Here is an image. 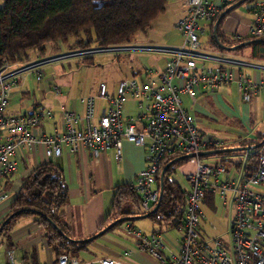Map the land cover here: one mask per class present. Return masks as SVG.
<instances>
[{"label":"built area","instance_id":"built-area-1","mask_svg":"<svg viewBox=\"0 0 264 264\" xmlns=\"http://www.w3.org/2000/svg\"><path fill=\"white\" fill-rule=\"evenodd\" d=\"M170 0H167L169 2ZM237 0H183L184 16L176 24L184 37L177 50L147 49L169 56L164 60V69L158 74L149 73L145 79L120 81L114 91L107 84L99 86L97 95L80 98L84 114L79 116L63 112L59 116L50 110L38 108L31 115L9 117L10 89L15 77L30 71L40 80V67L45 63L31 61L22 64V69L9 73L10 65L3 60L0 69V179L16 173L17 162L13 159L19 151L33 150L41 146L48 160L59 158L62 147L77 153L83 149L91 151L96 158L112 150L120 161L123 143L144 150L145 167L135 180L136 194L140 198V209L150 213L158 202L159 188L156 178L166 158L186 159L193 166L192 172L183 174L189 184L185 190L184 224L177 252L166 254L163 237L151 233L149 237L134 231L139 239L140 253H148L160 264H264V195L251 188L264 184V143L258 148L256 166L252 172L244 170L240 185L225 179L227 170L223 162L206 164L200 161V153L217 149L221 143L200 136L194 118L183 106L186 96L194 104L198 90L215 91L221 85L232 82L230 71L223 68L217 59L202 51L201 38L207 26L222 8ZM249 36L264 40V3H257ZM117 49L96 50L92 53L113 52ZM91 53V54H92ZM81 51L75 57L89 56ZM207 61L215 64L207 65ZM241 101L248 103L253 93L252 82L244 76L236 79ZM264 88V82L260 84ZM59 94L58 88H53ZM127 97L138 101V113L124 117L123 105ZM106 108L98 115V103ZM59 122V129L52 134L38 137L32 130L43 122ZM207 195L219 198L223 205H234L230 240L223 242L212 238L206 230L201 210ZM6 195H0V201ZM127 230H130L129 227ZM131 257L130 252L126 253ZM6 264H24L12 249L5 252ZM56 264H120L114 259H99L80 262L69 255H60Z\"/></svg>","mask_w":264,"mask_h":264},{"label":"crops","instance_id":"crops-1","mask_svg":"<svg viewBox=\"0 0 264 264\" xmlns=\"http://www.w3.org/2000/svg\"><path fill=\"white\" fill-rule=\"evenodd\" d=\"M176 1L180 2L182 6V11L180 12L181 19L185 14L183 0H175L174 3H176ZM259 2L264 3V0L250 2L253 6L249 8V18H243L239 16V14L232 13L229 16L231 20L228 17L225 21L222 27V33L226 36H231L232 40H242L248 37L249 28L254 20L256 4ZM205 41L206 44L202 45V50H205L207 54L204 55L217 59V63L220 61L219 64L231 72L234 80L230 83L221 85L215 91L200 88L198 90L196 102L193 104L187 97L191 103L188 108L184 106V103L183 106L189 115L194 118L201 137L219 141L223 149L240 148L242 143H245L247 147L256 146L261 142L260 139L264 138V88L260 86V84L264 82V58H255L253 56L250 43L240 48L221 52L209 49L208 36H206ZM245 48H249V51L246 52L244 50ZM36 61L39 60L36 59ZM211 63L215 64L214 61H207L208 65H212ZM163 69L164 65L162 71ZM241 76L247 77L253 84V93L248 103H243L241 101V95L236 84V79ZM47 82H52L53 85H49L52 91L50 90L48 95H44L42 101L37 102L34 100L30 109H27V112H23L25 108H29L28 105H22L21 109L18 105L14 104L29 96L30 87L28 84L19 85V81L17 82V79H15L14 85L12 86L13 88L11 87L10 89V103L6 115L9 117L26 116L31 115L35 109L43 108L50 110L57 116L63 112H71L82 116L84 114V107L79 101L80 98L93 94L97 95L99 90V87L87 92L82 89L83 91L75 97L71 94V91L63 94L62 85H56L55 80L52 78L47 79ZM53 88H58L59 94H56ZM109 88L112 91L115 89L112 86H109ZM45 96H48V98ZM97 106L98 115H100L102 111L105 110L106 105L104 102H99ZM205 123L209 124L208 129L205 128ZM210 125L220 126V131H217L219 132L218 137L213 136L212 134L214 133L209 131ZM58 129V121H46L33 129L32 133L38 137L42 134H52L54 130ZM231 138H236V141H231ZM255 151L256 149L247 152L243 151L245 152L244 161H239L237 164H234L235 169L240 175L238 177L233 175L230 180L231 182L240 185L243 171L249 170V168L252 169V163L249 159L255 154ZM209 155L221 154H206L200 156V161L203 162V157ZM13 159L17 162L16 173L0 179V195H6V198L0 201V224L9 215L12 205L17 195L20 193L22 184L28 174L39 165L52 161L63 171L68 186V204L65 210L67 221L66 228L70 235L74 232L73 226L75 222L85 230L86 234H94L95 232H100L105 229L109 225L107 223L105 224V221L111 212L113 203L112 199L109 213H107V208L110 203L109 205L106 203L105 195L113 193L114 197V189L116 187L131 184L135 185L138 174L145 167L144 150L125 142L122 146L120 161L115 159L112 150L104 152L95 158L88 149H83L77 153H71L65 146L62 147L61 156L59 158L48 160L44 155L43 148L37 146L33 150L19 151ZM215 162L219 161H214L212 163ZM252 166H254V169L256 164ZM187 168L192 172L193 166L189 165ZM227 175L225 179L228 178ZM227 180H229V178ZM254 192L264 195V184L255 187ZM202 206L206 205L202 204ZM34 234L37 235L32 238ZM160 235L162 236V234ZM9 236L14 245L12 250L18 254H22V256L19 257L24 264H40L34 249L35 244H41L46 248V264H56L57 258L47 246L45 232L35 223L34 219L19 220L14 224ZM76 242L81 241L76 240ZM2 248L4 250L0 252L2 253L0 264H6L5 252L10 248H8L5 243L0 245V251ZM30 251L32 252L29 253Z\"/></svg>","mask_w":264,"mask_h":264},{"label":"trees","instance_id":"trees-1","mask_svg":"<svg viewBox=\"0 0 264 264\" xmlns=\"http://www.w3.org/2000/svg\"><path fill=\"white\" fill-rule=\"evenodd\" d=\"M2 1L3 7L0 9V69L3 60H7L10 65H22L30 62L31 52H35L39 58H42L45 55L47 44L56 42L65 44L71 37L78 39L72 46L75 50H89L93 45L101 50L112 49L111 47L129 42L136 32L149 27L154 20L165 13L167 8V0ZM253 1L255 0H248L246 3ZM228 7L222 8L221 12L208 25L206 33L209 49L221 52L230 51V48L235 45L251 42L253 56L264 58V40L254 39L251 36L242 40H232L231 36L222 33L225 21L236 9L220 19L216 28L219 42H216L213 36V27L220 14ZM263 139H260L261 142ZM241 147L247 146L242 143ZM219 149L223 148L219 147L214 150ZM258 151L257 148L255 154L249 159L252 165L256 164ZM173 160L174 158H166L161 169ZM186 161V159H178L171 163L167 169L163 180L160 205L154 213H148L147 219L156 227L152 233L163 234L172 230H180L183 227L185 190L171 176L175 172V165L186 164ZM221 162L224 163L223 160ZM252 165V169L249 168L248 172L254 170ZM160 172L156 178L158 188ZM139 201L140 198L136 194L134 184L116 187L111 212L105 224H110L125 216L147 215L141 211ZM214 201L215 196L207 195L204 205L214 209ZM67 202L68 186L63 171L52 161L39 165L28 174L22 184L20 193L6 219L11 214L16 215L4 226L0 234V245L5 243L8 248L12 249L14 245L9 234L14 224L21 219L32 218L44 230L47 246L56 258L60 255L74 256L73 252L85 249L84 246L89 241L72 242L69 240L70 236L65 221ZM128 202L136 206V212L122 211L123 205ZM121 224L123 223L117 225Z\"/></svg>","mask_w":264,"mask_h":264},{"label":"rangeland","instance_id":"rangeland-1","mask_svg":"<svg viewBox=\"0 0 264 264\" xmlns=\"http://www.w3.org/2000/svg\"><path fill=\"white\" fill-rule=\"evenodd\" d=\"M175 0H170L167 4L165 13L154 20L145 30L136 32L129 42L111 47L117 49L113 52L92 53L96 50H101L96 45H93L89 50L91 55L75 57L72 56L79 50H75L72 46L78 41L77 38L71 37L67 43H51L45 46L46 52L42 58H39L35 52L30 53L32 61L45 63L40 67L42 75L40 80L30 71H24L15 77L19 85L28 84L30 87V94L28 97L17 101L16 104L27 112L32 103L35 101H42L44 95H48L52 89L49 85L52 82H47V79L55 80L56 85H62L63 94L71 91V94L77 97L81 91L95 90L101 84H107L116 87L117 84L126 79H136L137 81L145 79L149 73L158 74L162 71L164 60L169 58L168 55L160 52H149L147 49L156 50H177L183 45L184 37L175 29L176 24L180 20V12L182 6L180 2L174 3ZM253 6L252 3H244L237 8L233 13L239 14L243 18H249V8ZM3 7V1L0 0V9ZM231 20V17H229ZM206 32L201 38L200 44H206ZM246 52L249 48L244 49ZM201 54H207L205 50L200 51ZM212 64V63H211ZM208 65V64H207ZM22 69V66L12 65L9 68V73H15ZM26 82V83H25ZM26 87V86H25ZM13 88V87H12ZM83 89V90H82ZM61 91V90H60ZM48 98V96H45ZM184 106L188 108L191 103L186 96L182 97ZM10 103V102H9ZM138 101L127 97L123 105L124 117H134L138 113ZM22 112V113H23ZM205 128L208 129L209 124ZM220 126L214 125L209 128L213 136L218 137ZM231 141H236V138H231ZM203 162L210 164L214 161H224V165L228 172L227 177L235 175L238 177L240 173L234 167L239 161H244L245 152L236 151L224 153V155H209L203 157ZM189 165H175V172L171 178L182 185L184 190L189 189L188 182L184 179L183 174L190 172L187 168ZM226 178V177H224ZM227 178V179H228ZM253 191L255 188H251ZM104 192V191H103ZM106 203L109 205L107 213H109L113 193L105 195ZM201 210L204 214L203 224L209 235L212 238L219 239L223 242H229L231 223L234 218V206L231 203L223 205L222 201L215 197L214 209L207 205L202 206ZM123 212H136L137 208L131 203H125L122 207ZM128 217V216H127ZM66 221V219H65ZM67 222V221H66ZM114 222V221H113ZM74 232L70 235L69 240L76 242L89 241L84 247L85 249L73 252L74 256L80 262H90L99 259H114L120 264H160L155 258L148 253H140L138 249L139 239L134 235V231H140L144 236L149 237L154 228H156L149 219H135L117 225L105 234L97 236L99 232L94 234H86L77 223H74ZM129 227L130 230H127ZM37 234L32 235L34 238ZM182 232L180 230H172L162 234L163 240L166 244L168 252H177L178 244L181 239ZM34 249L39 259L40 264H46V248L41 244H35ZM74 249V248H70ZM3 248L0 252H3ZM30 251L29 253H31ZM68 252V251H67ZM130 252L131 257H127L126 253ZM0 253V258H1ZM18 258L22 254L17 253ZM30 257V254H29ZM1 262V261H0Z\"/></svg>","mask_w":264,"mask_h":264},{"label":"water","instance_id":"water-1","mask_svg":"<svg viewBox=\"0 0 264 264\" xmlns=\"http://www.w3.org/2000/svg\"><path fill=\"white\" fill-rule=\"evenodd\" d=\"M246 1L248 0H239L238 2L234 3L233 5L229 6L224 12H222L220 14V17L218 19V21L215 23L214 27H213V36L216 40V42H219L218 41V38L216 36V28H217V25L220 21L221 18H223L224 16H226L228 13H230L232 10H235L237 9L239 6H241L243 3H245ZM251 42H245V43H242V44H239L235 47H232L230 49H236V48H240V47H243L245 46L246 44H249ZM223 47V46H221ZM264 143V139L262 142H260L258 145L256 146H253V147H240V148H229V149H219V150H216V151H209V152H203V153H200L199 156H203V155H206V154H224V153H230V152H236V151H251V150H254V149H257L259 148L262 144ZM178 159H174L173 162L177 161ZM171 162V163H173ZM170 163V164H171ZM170 164L166 165L165 167H163V169L161 170L160 172V176H159V179H160V182H159V193H158V202L157 204L155 205V207L153 208V210L150 212V213H154L157 208L159 207L160 205V202H161V198H162V194H163V180H164V176L167 172V169L168 167L170 166ZM16 214H11L0 226V234L4 228V226L6 225V223L15 216ZM148 218V214L147 215H141V216H125V217H122V218H119L118 220H115L114 222H112L111 224H109L105 229H103L102 231H100L96 237L98 236H101L103 234H105L107 231H109L110 229L114 228L118 223H124V222H127L129 220H135V219H147ZM71 241V240H70ZM74 242V241H72Z\"/></svg>","mask_w":264,"mask_h":264}]
</instances>
